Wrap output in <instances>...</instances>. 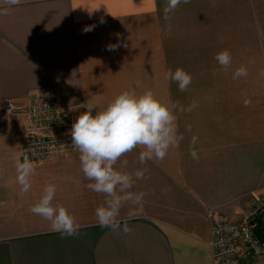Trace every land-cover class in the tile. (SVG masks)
I'll return each instance as SVG.
<instances>
[{"label": "crops", "instance_id": "1", "mask_svg": "<svg viewBox=\"0 0 264 264\" xmlns=\"http://www.w3.org/2000/svg\"><path fill=\"white\" fill-rule=\"evenodd\" d=\"M223 2L190 0L167 18V0H23L0 5V107L8 98L28 102L50 88L66 104L75 105L81 98L104 107L122 90L139 84L137 91L149 88L177 104L176 123L183 137L163 160L141 165L137 149L118 161L121 171H148L131 189L145 194L141 204H125L121 228L114 231L97 220L96 209L105 197L87 188L90 181L77 150L33 164L31 189L21 193L16 162L22 161L27 118L6 120L0 131V264H213L208 214L231 220L264 188L257 190L254 178L239 171L235 161L240 147L249 145L236 128L225 135L224 123L210 119L203 104L180 111L192 103L183 107L178 85L165 80L164 73L174 71L170 38L183 32V18L191 23L193 18L223 17ZM110 45L116 50L109 51ZM84 110L76 106L75 119ZM50 182L57 187L55 202L68 208L79 225L75 236H62L30 211ZM132 207L138 214L129 218ZM125 222L128 233L123 231Z\"/></svg>", "mask_w": 264, "mask_h": 264}, {"label": "clouds", "instance_id": "2", "mask_svg": "<svg viewBox=\"0 0 264 264\" xmlns=\"http://www.w3.org/2000/svg\"><path fill=\"white\" fill-rule=\"evenodd\" d=\"M23 0H0V5L15 6ZM188 4L190 0H167L164 13L167 16L175 12L180 4ZM7 11V8L4 9ZM86 28L85 31H90ZM109 51H115L116 46L110 45ZM219 65L227 68L231 65L232 57L227 49L221 50L215 56ZM247 69L241 66L234 73V78L247 76ZM165 80L175 82L180 91H187L192 83V76L182 67L174 71L168 69L164 73ZM136 87L122 90L104 107L90 104L89 101L77 106L85 109L72 124L70 135L72 146L79 153L81 170L84 177L90 181L87 188L97 194H102L104 202L97 207L96 217L99 224L112 230L121 228L120 212L125 204L140 205L144 193H133L131 189L136 180L144 179L147 168L133 173L119 170L116 165L121 157L139 149V162L145 165L149 160H163L169 151L178 146L183 139L178 134L176 103L157 95L153 90L145 88L137 91ZM198 107L195 101L180 111H192ZM97 109L95 115L93 110ZM196 137H193L195 143ZM193 159H198L195 151ZM126 163V162H125ZM17 180L22 194L31 189V177L35 167L27 155L16 162ZM57 187L47 183L38 201L30 211L50 222L53 231L62 236H75L79 225L75 217L63 204L55 202ZM138 214V209L130 208L129 218ZM123 231H131L129 225L123 224Z\"/></svg>", "mask_w": 264, "mask_h": 264}, {"label": "rangeland", "instance_id": "3", "mask_svg": "<svg viewBox=\"0 0 264 264\" xmlns=\"http://www.w3.org/2000/svg\"><path fill=\"white\" fill-rule=\"evenodd\" d=\"M223 4V17L193 18L191 23L183 18V32L170 38V60L174 70L182 67L192 76L187 91L179 90L183 107L193 101L203 104L210 119L224 123L225 135L235 127L243 144L248 143L249 148L240 147L235 162L241 173L254 178L259 190L264 188V0H235V5L225 0ZM224 49L232 57L227 68L215 59ZM241 66L247 76L234 78ZM256 195L251 203L264 193ZM247 208L231 220H241Z\"/></svg>", "mask_w": 264, "mask_h": 264}, {"label": "built area", "instance_id": "4", "mask_svg": "<svg viewBox=\"0 0 264 264\" xmlns=\"http://www.w3.org/2000/svg\"><path fill=\"white\" fill-rule=\"evenodd\" d=\"M83 103L78 98L75 105L66 104L52 88L32 95L28 102L8 98L0 107V131L7 119L26 117L21 159L27 155L33 164L48 161L56 154L75 151L70 130L74 108ZM208 216L207 243L213 264H264V238L257 232L264 228V195L255 199L241 220L218 218L212 212Z\"/></svg>", "mask_w": 264, "mask_h": 264}, {"label": "water", "instance_id": "5", "mask_svg": "<svg viewBox=\"0 0 264 264\" xmlns=\"http://www.w3.org/2000/svg\"><path fill=\"white\" fill-rule=\"evenodd\" d=\"M257 232L264 238V228L263 227H259L257 229Z\"/></svg>", "mask_w": 264, "mask_h": 264}]
</instances>
